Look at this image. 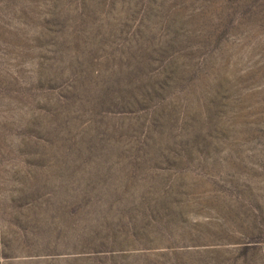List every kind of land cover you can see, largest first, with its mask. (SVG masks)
Listing matches in <instances>:
<instances>
[{
  "label": "rangeland",
  "instance_id": "obj_1",
  "mask_svg": "<svg viewBox=\"0 0 264 264\" xmlns=\"http://www.w3.org/2000/svg\"><path fill=\"white\" fill-rule=\"evenodd\" d=\"M0 264H264V0H0Z\"/></svg>",
  "mask_w": 264,
  "mask_h": 264
}]
</instances>
